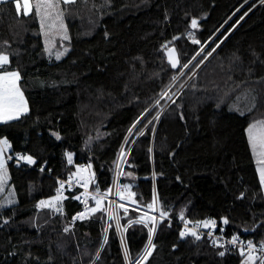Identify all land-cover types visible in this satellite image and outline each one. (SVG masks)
<instances>
[{"label":"trees","instance_id":"1","mask_svg":"<svg viewBox=\"0 0 264 264\" xmlns=\"http://www.w3.org/2000/svg\"><path fill=\"white\" fill-rule=\"evenodd\" d=\"M61 8L70 49L54 60L34 10L17 15L13 0L0 2V52L10 57L7 70L20 73L28 108L0 123L15 194L10 205L0 197V264H125L107 212L73 220L78 190L64 192L57 212L40 206L55 197L57 178L82 165H91L89 187L108 192L122 146L128 153L119 185L135 195L120 200L129 211L119 209V222L132 259L148 228L128 221L155 197L157 213L168 216L157 223L155 247L142 264H244L238 249L221 256L208 241L179 233L182 222L215 220L214 229L225 228L228 237L264 244V196L247 135L253 121L264 119V0H76ZM210 38L206 52L223 43L198 67L200 57L176 71L166 62V43L183 65L200 50L192 39ZM245 90L254 93V107L229 111ZM146 109L141 124L153 123L138 125L144 135H130ZM20 155L36 163H18Z\"/></svg>","mask_w":264,"mask_h":264},{"label":"snow or ice","instance_id":"2","mask_svg":"<svg viewBox=\"0 0 264 264\" xmlns=\"http://www.w3.org/2000/svg\"><path fill=\"white\" fill-rule=\"evenodd\" d=\"M15 12L17 15H24L28 16L33 13V10L35 12V15L40 17V24L41 28L44 29L45 25L47 23L48 31H45V36H49V34L52 32L53 29H55L59 34H61L63 39H68V36L66 34V26L64 24L63 16L64 11L61 8V4L63 5H69L76 3V0H35V3L33 4V0H13ZM48 21H51L48 23ZM190 27L192 29L198 28V20L193 18L190 22ZM189 36H192V33H189ZM173 39H178L174 37ZM214 40L212 38L209 39V41L205 42L204 44H201V41L198 39H192V43L200 45V50L196 52V54L189 60L187 63H184L183 65H180L179 60L174 55L175 48H171L167 50V58L168 62L171 65L173 69H177L178 66L181 69L189 68V65L192 64V61H196L197 57H200V60L197 61L196 65H193V67H198L199 64H202L205 60H207L209 57L213 55V53L216 51V48L220 47V43H223V41H220V43H216V46L211 48V51L206 52V47H208L211 43H213ZM171 43V42H169ZM167 49V45L164 46ZM49 49H46V51ZM65 52L67 49L64 50ZM61 55L63 53H58L56 55V59H60ZM10 63V57L9 55L0 52V120H12L19 117L21 113L27 112V102L24 99L23 92L21 91L19 87V80H20V73L18 71H9L5 67ZM183 75V72L180 73ZM179 79L178 76H172V80L176 81ZM164 97H167L168 99H171V96H169L168 92L164 93ZM160 103L159 100L156 101V106H158ZM175 103V101H173ZM151 110L146 109L144 113L141 114V116L133 123L132 127L129 129V134H133V129H137L139 135H144L143 131H140L138 129V125L140 128H145L148 126V124H152L153 120H156L159 118L157 115L156 117H153V120H148L147 124H141L142 120H145L147 116L149 115ZM248 139L251 144V147L254 152H259V155L261 157H264V121H258L256 123H253L248 128ZM57 139H60L58 134H55ZM128 141L126 140V143ZM8 141L7 140H0V192L4 191L5 188V182L7 179V172L5 169V164L3 160L4 150L7 148ZM121 155H124V151L122 149ZM11 158V157H9ZM18 159L26 161L29 165H33L36 163L35 159L31 155H25L20 156ZM68 162L72 163V156L71 154L68 155ZM261 164H264V159H261L259 161ZM119 168L120 166L117 165ZM89 169H91V165H88L87 168L85 167H78L76 172L72 174V176L69 177V186H71L72 177L77 178V182L83 181L82 187L86 190L85 196H91V199L95 202V207L92 208H86V212H92L95 213L97 211H105L109 214V219L115 218L117 221V225H119V216L116 215L117 209H123V212L125 215L128 214V207L124 203L116 204L114 201L108 202V207L102 208V205L104 201L107 199V196L110 195L111 190L106 193H101L99 189L97 188L91 193L87 192V189L89 188V183L91 182L92 174L89 172ZM43 171V169H41ZM89 172V175L87 178L83 176V173ZM130 175V173H129ZM260 183L261 185H264V168L260 169ZM64 188V182L60 183V189ZM60 189L57 190V195L53 198L55 201H59L61 199V193ZM117 189V196L120 198V200L125 199H131L135 194L129 191V186L124 185L122 188L120 185L116 186ZM127 192V197H125L124 193ZM9 196H11V193H9ZM76 199H80L79 196L75 197ZM12 201L9 199L8 203H11ZM85 203H87V200H85ZM132 203H138L135 200H132ZM157 200L154 197L152 203L147 205L148 211L144 212L142 216H140L138 219L135 220H129L128 223H136V224H142L144 227L148 228V245L144 251L142 260L146 261L147 258L152 254V250L154 249V244L152 241V234L156 230L157 223L168 216V213L164 210L159 211V216L152 215L150 213L157 211L156 208ZM41 207L45 206H52V201H41L40 202ZM59 210V209H57ZM137 211L139 208L136 209ZM85 215V213H81V218ZM75 219V218H74ZM180 219L184 220L183 214L180 215ZM228 220L225 218L222 220L223 224H228ZM192 224L191 221H185V227L184 231H181L179 235L183 238L185 236L191 235L195 237L196 239L201 238V234L197 231L198 228L203 227L205 229L208 228H216L217 222L215 220H204V221H198L195 223L194 227H189V225ZM151 225V226H149ZM68 229H65L67 231ZM207 235H212V232H208ZM218 239V238H217ZM214 244H216V241H213ZM229 244L233 246H239L240 241L238 237H232L228 241ZM219 247H224L223 245H218ZM261 251L264 252V244L260 246L259 249H257L252 242H249L247 244V251H245V248H240V255L245 257L244 264H255V261L259 259L260 264H264V257H258L256 255H253L254 252ZM225 253L224 251H221L219 255L223 256ZM133 264H141L140 260L134 261Z\"/></svg>","mask_w":264,"mask_h":264},{"label":"rangeland","instance_id":"3","mask_svg":"<svg viewBox=\"0 0 264 264\" xmlns=\"http://www.w3.org/2000/svg\"><path fill=\"white\" fill-rule=\"evenodd\" d=\"M34 3H35V0H33V4ZM39 22H40V17H39ZM50 22L51 21H48V23H50ZM40 28H41V24H40ZM66 30H67V28H66ZM45 31H48L47 23H46L44 29L41 28V35H42V39H43V43H44V48H45V50L46 49H49V50L46 51L47 55L49 56L50 59L59 60V59H56V55L58 53H63V55H61V57H60V59H61L63 56H65L67 54V52L70 49L69 48V45H68V39H63L62 36H61V34H59L55 29L52 30V32L49 34V36H45V34H44ZM66 34L68 36L67 31H66ZM65 49H67L66 52L64 51ZM254 105H255L254 93L252 91H250V90H245V91L239 93L230 102V104L228 105V110L231 111V112H234V113H238V114H245V113H248L254 107ZM163 110H164V107L159 111L158 116H160V114L162 113ZM24 113H26V112H24ZM24 113H21L19 115V117L22 114H24ZM3 121H6V120H1V122H3ZM258 121H264V119H260V120L253 121L251 124L256 123ZM249 126L247 127V130H248ZM247 135H248V131H247ZM0 140H6V139L5 138H0ZM122 149L124 151V155L123 156L121 155ZM7 151H8V147L5 148L4 155H3L5 169H6V172H7V179H6V182H5L4 191L0 192L1 201H2V203L4 205H10V204H12L15 201L14 191L8 185L9 177H8V170H7V163H8ZM127 151L128 150H125L123 148V146L120 148V151H119L118 156H117V159H116V161L118 162L117 165L120 166L119 168L117 167L118 173H119L120 169L123 168V164L125 162L124 159H125V156L127 154ZM116 161H115V163H116ZM115 163H114V165H115ZM121 171H122V169H121ZM89 172L92 174L91 170H89ZM89 172H86V175H89ZM120 175H121V173H120ZM92 177H93V174H92ZM119 179H120V176L118 178L117 185H119ZM92 180H93V178H91V181ZM109 190H111V189L109 188ZM116 192H117V189L115 187V193ZM9 193H11V196H9ZM9 199L12 201L11 203H8ZM117 199H118L119 204H120L121 201H120V198L118 196H117ZM47 201H52V206H47V207H49L53 212H55V211L57 212L58 211L57 209H59V207H60V201H61V199L59 201H55L52 198V199L47 200ZM107 207H108V205H107ZM107 214H108V212H107ZM117 215L119 216V209H118V214ZM153 215L159 216V214L157 213V211H155L153 213ZM108 218H109V214H108ZM111 220L114 222V224H115V226L117 228V233H118L119 239L121 241L122 248H123V254H124V252L127 251L126 245L123 242V239L125 237V228L120 225V222H119V225H117L116 219L112 218ZM127 253H128V251H127ZM126 259L127 260L125 261V264H133L132 258L130 256L127 255L126 256ZM141 264H142V262H141Z\"/></svg>","mask_w":264,"mask_h":264},{"label":"built area","instance_id":"4","mask_svg":"<svg viewBox=\"0 0 264 264\" xmlns=\"http://www.w3.org/2000/svg\"><path fill=\"white\" fill-rule=\"evenodd\" d=\"M128 153V151H127ZM20 156H23V155H20ZM19 156V157H20ZM18 157V158H19ZM119 158V157H118ZM127 158V154L125 156V159L126 160ZM18 163L22 162V160L18 159ZM8 161H10V158H8ZM117 161L114 165V168H113V174H112V180H111V184H110V189H111V193L110 195L107 196V205H108V202L109 201H114L116 204H119V201L117 199V195L115 193V187L118 183V178L120 176V173H121V169L118 173V170H117ZM81 167H85L87 168L86 165H82ZM72 176L71 174L64 177V178H57L56 179V195H57V190L60 189V183L61 182H64V188L63 189H60V193H61V197L64 195V192L66 191H73V190H78L77 194H76V197L79 196L80 199H76L77 202L80 204V208L79 210L77 211V213L75 214L73 220L76 221V220H81V219H85L87 217H89L92 212H86V208H92L93 206L91 205V196H85V189L82 187V184H83V181L81 180L80 182H77V178L76 177H72V181H71V186H69V177ZM83 176L85 178H87V175H86V172L83 173ZM94 190L91 189L90 187L87 189V192L88 193H91L93 192ZM85 200H87V203H85ZM81 213H85V215L81 218ZM118 213V209L116 211V215ZM115 219V218H114ZM195 223L196 222H192V224L189 225V227H194L195 226ZM181 231H184V227H185V222H182L181 224ZM197 231L201 234V238L198 239V240H206L208 241V244L211 248H218L220 251H224V253H228L230 252L231 250H235V249H238L240 251V248L243 247L245 248V251H247V244L249 242L247 241H243L242 239H239L240 241V245L239 246H233L231 244L228 243V241L230 239H232V237H228L225 235V228H222L220 229L219 231H217L216 229H212V228H208V229H205L203 227H200L197 229ZM208 232H212V235H207ZM154 234L155 232L152 234V241L154 239ZM188 236H191V235H188ZM187 237V236H185ZM195 238V237H194ZM218 238V239H217ZM125 239V237H124ZM123 239V242L125 244V240ZM216 241V244L213 243V241ZM253 244V243H252ZM148 245V238H147V241L145 243V245L143 246L141 252L138 254V256L135 258V259H132V261H137V260H140L141 262H143L144 260H142L141 258L143 257V254H144V251L146 249ZM218 245H223L224 247H219ZM257 249L260 248L261 245H257V244H253ZM126 251V250H125ZM124 259L125 261L127 260L126 259V256L129 254L126 252H124ZM253 255H256L258 257H264V252H261V251H256L253 253ZM255 264H260L259 262V259L255 261Z\"/></svg>","mask_w":264,"mask_h":264},{"label":"crops","instance_id":"5","mask_svg":"<svg viewBox=\"0 0 264 264\" xmlns=\"http://www.w3.org/2000/svg\"><path fill=\"white\" fill-rule=\"evenodd\" d=\"M2 1H5V0H0V2H2ZM6 121H8V120H6ZM3 122H5V121H3ZM0 123H2L1 120H0ZM250 146H251V144H250ZM251 150H252V153H253L255 162H256V170H257L258 178H259V181H260V169L261 168H264V164H261L259 161L261 159H264V157H261L259 155V152H254L253 149H252V147H251ZM261 187H262V192H263V196H264V185H261Z\"/></svg>","mask_w":264,"mask_h":264},{"label":"water","instance_id":"6","mask_svg":"<svg viewBox=\"0 0 264 264\" xmlns=\"http://www.w3.org/2000/svg\"><path fill=\"white\" fill-rule=\"evenodd\" d=\"M165 45H167V49L163 46V53H164V56H165V59H166V62L169 64V62H168V58H167V50L168 49H171V48H175V53H174V55L176 56V58L179 60V63H180V58H179V54H178V51H177V49H176V47L174 46V45H171L170 43H166ZM170 65V64H169ZM171 66V65H170ZM172 68V67H171ZM178 68H179V66H178ZM177 68V69H178ZM177 69H173L172 68V70H174V71H176Z\"/></svg>","mask_w":264,"mask_h":264},{"label":"bare ground","instance_id":"7","mask_svg":"<svg viewBox=\"0 0 264 264\" xmlns=\"http://www.w3.org/2000/svg\"><path fill=\"white\" fill-rule=\"evenodd\" d=\"M118 214V213H117Z\"/></svg>","mask_w":264,"mask_h":264}]
</instances>
